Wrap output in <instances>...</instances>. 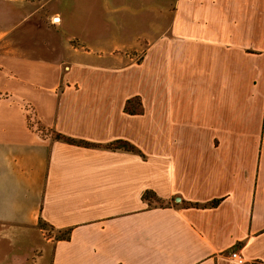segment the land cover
Listing matches in <instances>:
<instances>
[{
  "label": "crops",
  "instance_id": "crops-1",
  "mask_svg": "<svg viewBox=\"0 0 264 264\" xmlns=\"http://www.w3.org/2000/svg\"><path fill=\"white\" fill-rule=\"evenodd\" d=\"M24 256L264 264V0H0V264Z\"/></svg>",
  "mask_w": 264,
  "mask_h": 264
},
{
  "label": "rangeland",
  "instance_id": "rangeland-1",
  "mask_svg": "<svg viewBox=\"0 0 264 264\" xmlns=\"http://www.w3.org/2000/svg\"><path fill=\"white\" fill-rule=\"evenodd\" d=\"M54 2H52L51 1V4H53ZM77 17H79V18H85L86 17V15L85 14H77L76 15ZM73 24H76V22H73ZM75 28V27H74ZM80 28V27H79ZM133 30H135V34H137L138 33V30H136V29H133ZM73 32H76V33H79V34H81V35H83L84 36V34H85V32H86V30L85 29H82V28H80V29H73L72 30ZM92 45H88V50L90 49V50H96V47H91ZM141 59V54H134L133 55V60L134 61H139ZM41 225H42V223H41ZM48 230V229H47ZM47 234L48 235H51L52 234V229H50V231H48L47 232ZM29 261H30V258H28L27 256H24V257H19V258H17V259H14L10 264H28L29 263Z\"/></svg>",
  "mask_w": 264,
  "mask_h": 264
},
{
  "label": "built area",
  "instance_id": "built-area-1",
  "mask_svg": "<svg viewBox=\"0 0 264 264\" xmlns=\"http://www.w3.org/2000/svg\"><path fill=\"white\" fill-rule=\"evenodd\" d=\"M231 256L235 259L241 258L240 255L237 252H232Z\"/></svg>",
  "mask_w": 264,
  "mask_h": 264
},
{
  "label": "trees",
  "instance_id": "trees-1",
  "mask_svg": "<svg viewBox=\"0 0 264 264\" xmlns=\"http://www.w3.org/2000/svg\"><path fill=\"white\" fill-rule=\"evenodd\" d=\"M127 110H128V107H127ZM133 111H135V110H133ZM214 203H215V202H214ZM214 203H213V204H214Z\"/></svg>",
  "mask_w": 264,
  "mask_h": 264
}]
</instances>
